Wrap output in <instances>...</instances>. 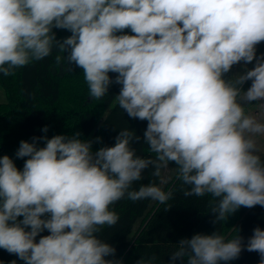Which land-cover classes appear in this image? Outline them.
Masks as SVG:
<instances>
[{
  "label": "clouds",
  "instance_id": "obj_1",
  "mask_svg": "<svg viewBox=\"0 0 264 264\" xmlns=\"http://www.w3.org/2000/svg\"><path fill=\"white\" fill-rule=\"evenodd\" d=\"M54 28L71 35L58 41ZM262 42L264 0H0V74L58 46L82 70L93 100L121 86L118 106L147 121L143 140L154 154L137 155L131 145L141 138L127 128L114 146L96 151L101 138L83 140L78 131L21 140L15 158L22 169L0 157V249L24 264H122L106 259L116 249L100 238L119 222L112 206L125 198L167 204L172 191L133 184L144 170L159 177L170 163L186 197H212L213 224L241 207H264V117L247 111L264 107ZM238 64L243 71L227 77ZM244 250L264 264V229L255 227L246 243L220 230L196 233L179 241L169 264H227Z\"/></svg>",
  "mask_w": 264,
  "mask_h": 264
},
{
  "label": "trees",
  "instance_id": "obj_2",
  "mask_svg": "<svg viewBox=\"0 0 264 264\" xmlns=\"http://www.w3.org/2000/svg\"><path fill=\"white\" fill-rule=\"evenodd\" d=\"M56 39L63 41L71 33L64 29H53ZM126 34H132L125 30ZM264 53V42L257 46V54ZM57 57H60L57 59ZM67 53L54 46L50 56L40 61L16 69L13 75L0 74V86L6 101L0 102V157L9 155L19 169L23 168V159H16L15 152L21 140L31 142L33 137L47 135H71L78 131L83 140H95L93 151L104 146H114L115 137L122 129L135 132L141 139L133 141L131 147L136 154L145 158L154 154L144 143L143 132L147 121L130 118L115 99L120 85L113 83L108 94L99 100L89 97V90L83 72L74 64H68ZM254 63L248 64L251 69ZM114 78L115 73H109ZM232 72L227 74L231 77ZM226 77V78H227ZM251 81L243 85L247 90ZM47 126L48 132L42 129ZM38 146H43L39 142ZM26 159V158H25ZM174 168L176 165L170 163ZM161 169V173H162ZM151 167L144 170V179L133 184L138 189L141 184L154 182L159 185L160 176L151 175ZM186 185L176 178V171L169 179L164 190L172 191L173 198L167 204L145 199L130 201L127 198L115 203L112 208L118 213L119 222L112 228L105 227L100 238L115 247V256L106 259L122 261V264H136L141 257L155 255L158 264H169L170 254L178 248L183 238H191L196 233L211 234L220 230L226 237L237 234L247 238L257 226L264 229V207H241L228 220L213 224L210 211V195L205 197L185 196ZM22 219V218H21ZM47 231L40 235H48ZM39 237H37L38 241ZM24 264L14 254L0 249V264ZM257 252L242 251L239 258L227 264H259ZM176 264H181L180 260ZM187 264V260L183 261ZM224 264V262H221Z\"/></svg>",
  "mask_w": 264,
  "mask_h": 264
},
{
  "label": "rangeland",
  "instance_id": "obj_3",
  "mask_svg": "<svg viewBox=\"0 0 264 264\" xmlns=\"http://www.w3.org/2000/svg\"><path fill=\"white\" fill-rule=\"evenodd\" d=\"M6 97L3 88L0 86V102H5ZM248 113L257 115L258 118L264 117V107L259 106V102L253 104L248 109ZM259 144L261 146L262 151H264V138H260ZM174 167L169 164L168 168H165L162 170L161 176H160V182L159 185L163 190L168 183L169 179L174 174ZM153 202V201H152Z\"/></svg>",
  "mask_w": 264,
  "mask_h": 264
},
{
  "label": "crops",
  "instance_id": "obj_4",
  "mask_svg": "<svg viewBox=\"0 0 264 264\" xmlns=\"http://www.w3.org/2000/svg\"><path fill=\"white\" fill-rule=\"evenodd\" d=\"M242 71H243L242 64L234 65L233 68H232V70H231L232 76L235 75V74H237V73H241ZM249 108H250V106L247 108V111H248Z\"/></svg>",
  "mask_w": 264,
  "mask_h": 264
}]
</instances>
